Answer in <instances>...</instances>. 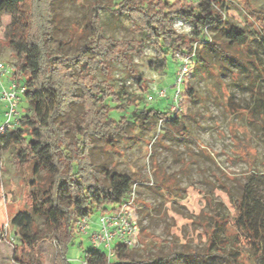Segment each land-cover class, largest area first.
Here are the masks:
<instances>
[{"label":"trees","instance_id":"16d2710c","mask_svg":"<svg viewBox=\"0 0 264 264\" xmlns=\"http://www.w3.org/2000/svg\"><path fill=\"white\" fill-rule=\"evenodd\" d=\"M52 3L53 0H0V14L8 13L12 29L17 30L7 39L15 58L13 78L19 85H25L20 101V109H25L21 110L19 126L0 134V151H13L15 169L28 181L24 194L26 209L17 210L10 218L17 229L19 246L33 250L41 241L49 240L55 247L51 264H71L67 251L77 233V220L83 215L90 217L95 211L113 212L128 198L132 185L139 179L106 167L98 169L91 154L94 140L115 149L116 137L128 138L136 128L155 133L159 121L166 125L167 134L174 132L187 137L189 132L180 117L169 118L166 112L154 108L132 109L130 119L122 103L129 100L130 93L125 85L116 90L109 82L111 62L121 64L129 77L140 82L132 58L141 54L143 44L134 38L106 35L96 1L85 27L88 33L85 43L74 54H67L60 47L54 50ZM224 3V0H200L195 4L185 0H117L110 10L115 19H126L134 24L137 33L152 41L161 62L167 52L190 56L194 53L193 43L202 41L198 60L202 66L209 68L212 63L224 65L227 61L244 72L250 100L241 105L233 94L226 93L225 110L244 116L248 123L258 124L264 136V91L257 85L259 77L264 82V68L248 31L224 21ZM242 6L247 15L259 20L257 25L264 40V9L254 7L250 0H243ZM18 13L20 17L16 18ZM177 20L191 25V37L175 30ZM18 24L22 25L21 31ZM207 28L218 31L220 40H206ZM108 101L116 107H111ZM114 110L125 112L116 119ZM160 137L156 135L157 140ZM237 145L239 155L252 163L254 151L247 141ZM153 172L156 180L151 186L155 184L157 189L174 186L172 180L166 185V174L154 161ZM234 201L238 208L235 224L248 231L254 263L264 264V246L248 230V207L237 199ZM209 210L202 225L206 236L204 248L173 254L172 257L180 258L181 264H221L225 259L237 264L239 251L235 245L227 248L232 238L229 220L210 204ZM36 219L42 222L39 230ZM149 238L162 241L153 235ZM125 249L117 246L115 255L107 261L103 251L90 247L84 251V264H171L164 257L135 259ZM21 252L20 263L29 264L24 261V251Z\"/></svg>","mask_w":264,"mask_h":264},{"label":"rangeland","instance_id":"374dc122","mask_svg":"<svg viewBox=\"0 0 264 264\" xmlns=\"http://www.w3.org/2000/svg\"><path fill=\"white\" fill-rule=\"evenodd\" d=\"M95 1L106 35L134 38L143 44L141 54L132 58L135 72L141 78L140 82L129 77L121 64L111 62L109 82L116 90L121 84L127 87L130 98L122 103L126 113L130 114V119L132 109L138 111L149 108L166 112L169 118L173 117L175 109L171 110V107L175 105L172 93L180 66L179 59L167 52L165 60L159 61L158 51L152 46L151 40L137 33L134 24L126 19L118 20L112 16L110 7L117 0H53L55 31L52 48L56 50L60 47L67 54L76 53L86 41L88 33L85 27ZM224 1V21L248 31L264 68V40L257 25L259 20L246 14L242 6L243 0ZM250 2L254 7L264 9V0ZM18 17L20 13L16 15ZM11 21L8 13L0 14V61L14 64V53L7 39L17 30L12 29ZM174 28L187 38L191 37L192 27L188 22H176ZM21 30L22 25L18 28V31ZM205 36L206 40L219 41L221 35L218 31L207 28ZM202 44V41L198 42L194 53L188 55V67L180 85V102L175 114L182 119L189 135L184 137L174 132L167 134L164 131L166 125L159 121L155 133L136 128L128 138L116 137L115 149L106 147L100 140H94L92 159L98 169L106 167L139 178L135 182L137 242L135 246L126 248L131 257H164L169 258L171 264H181L180 258L172 257L173 254H186L188 250L201 251L206 243L202 225L210 213V204L230 222L229 232L232 238L227 248L235 245V249L239 251L237 264H255L250 253L248 231L235 224L238 208L234 200H239L243 206L247 205L248 230L264 246V136L258 124L248 123L244 116L230 114L225 110L226 93L233 94L241 105L249 102L244 72L227 61L224 65L212 63L209 68L202 66L198 62ZM99 79L102 77L99 76ZM257 85L264 91V82L260 77ZM159 88L167 89L168 96L149 102L147 96ZM108 103L111 107H116L115 103ZM125 111L114 110L112 114L119 119ZM156 135L161 136L160 139L157 140ZM244 140L254 151L252 163L237 151V142ZM207 154L212 158H208ZM153 161L165 172L166 185H170L171 180L174 182L173 189L169 186L157 189L155 184H149L151 180L154 183L156 180ZM27 182L15 169L13 151H0V232L6 234L5 238L0 239V264H21L22 250L24 261L29 264H51L55 254L54 244L49 240L41 241L33 250L22 249L17 241V229L11 224L10 218L17 210L26 209L24 194ZM99 216L100 212L95 211L90 216V221L96 224ZM35 222L36 229H41V220L36 219ZM141 229L144 231L141 232ZM149 235L162 241H153ZM90 247L87 235L75 233L73 242L68 246L69 262L84 264V251ZM100 250L104 251V248ZM220 263L235 264L226 259Z\"/></svg>","mask_w":264,"mask_h":264},{"label":"built area","instance_id":"2783aa9c","mask_svg":"<svg viewBox=\"0 0 264 264\" xmlns=\"http://www.w3.org/2000/svg\"><path fill=\"white\" fill-rule=\"evenodd\" d=\"M191 1H196L197 3L200 0ZM176 22L182 23L180 20ZM196 44V42L193 43V51H195ZM176 56L179 59L180 66L177 71L172 93V101L175 106L171 107V110L175 109L174 115L178 109V103L180 102V85L187 71L189 59L188 56L180 54H176ZM14 71V64L0 61V103L3 105V122L0 125V134L7 130L16 129L19 126L21 117L20 101L25 90V85H19L13 78ZM167 96V89L159 88L152 94H149L147 100L151 102L157 99H163ZM149 184H152V180ZM136 188L137 183H134L128 198L119 203L113 212L100 214L96 224L90 221L88 215L81 216L76 222V232L78 234L87 235L93 249L100 250V248H104L103 252L106 255L107 261L115 255V248L117 246L131 248L135 246L137 242L138 221L136 215ZM6 229L7 224L4 225V230ZM5 236V232L1 233V238H5Z\"/></svg>","mask_w":264,"mask_h":264},{"label":"crops","instance_id":"0c3cea01","mask_svg":"<svg viewBox=\"0 0 264 264\" xmlns=\"http://www.w3.org/2000/svg\"><path fill=\"white\" fill-rule=\"evenodd\" d=\"M3 119V105L0 103V123Z\"/></svg>","mask_w":264,"mask_h":264}]
</instances>
